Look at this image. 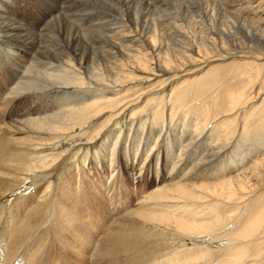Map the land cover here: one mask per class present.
Masks as SVG:
<instances>
[{"label": "bare ground", "instance_id": "bare-ground-1", "mask_svg": "<svg viewBox=\"0 0 264 264\" xmlns=\"http://www.w3.org/2000/svg\"><path fill=\"white\" fill-rule=\"evenodd\" d=\"M37 1L0 0L3 264L131 191L115 264H264V0Z\"/></svg>", "mask_w": 264, "mask_h": 264}, {"label": "rangeland", "instance_id": "rangeland-1", "mask_svg": "<svg viewBox=\"0 0 264 264\" xmlns=\"http://www.w3.org/2000/svg\"><path fill=\"white\" fill-rule=\"evenodd\" d=\"M30 3V2H27ZM37 7L42 11V9L47 8L46 4L43 2L42 0L37 1L36 2ZM22 7H25V4L21 5ZM28 7V6H26ZM43 7V8H42ZM36 11V10H34ZM28 16H33V11L30 8L28 11H26ZM227 62V63H226ZM221 63L220 65H222V67H233L234 66V62H232L231 60L226 61ZM233 65H232V63ZM226 66H223V65ZM215 65H218V63H216ZM222 69V68H221ZM211 70V68H206L204 71L194 75L192 77V80H196L197 79H204L205 77H207L208 72ZM2 117H3V112L0 110V122H2ZM153 180V176L150 175L149 176V180ZM146 182V181H145ZM144 183V182H142ZM141 185V182L138 184V186ZM132 186H134V184H132ZM129 190V189H127ZM133 190V189H130ZM140 194H137L133 191L128 192V193H124L122 197V201L123 204L128 203L125 207H123L120 211H115V202H113L115 199L112 198L111 200V195L108 194L105 199V208H102L101 206H99V213L97 218L96 217H91L90 220V233H89V239L88 241H86V246H87V250L85 251H81L78 248H71L69 243H70V238L69 240H63V242L61 241V243L59 244L57 242L56 246L57 249H52L51 250V258H49L50 260H55L57 263L56 264H115L116 263V259H113L110 257V255L106 252V251H101V249L99 248V243L104 240V237L107 236V234H109V229L111 230H115V229H119L122 227V225H125V223H127V221H131L132 219L126 217L124 218L120 223H118L116 225V221L117 218L125 215L124 213H126V209H128L129 207L134 206L139 198ZM108 197L109 200L108 201ZM256 197V198H255ZM253 199V203L250 206L251 211H255V206L259 203H261L264 200V189L262 191H260ZM121 218V217H120ZM115 220V221H114ZM125 222V223H124ZM115 223V224H114ZM113 224V225H112ZM108 227V229H107ZM110 227V228H109ZM1 232V231H0ZM69 234H67L66 237H69ZM90 241V242H89ZM69 242V243H68ZM177 242V241H176ZM188 244H192L193 242L191 240H187ZM213 248H217V247H221L224 244H226V242L224 240L220 241V240H214V242H212ZM48 244L46 245L47 248ZM192 246V245H191ZM97 249V250H96ZM79 250V251H78ZM103 250V249H102Z\"/></svg>", "mask_w": 264, "mask_h": 264}]
</instances>
